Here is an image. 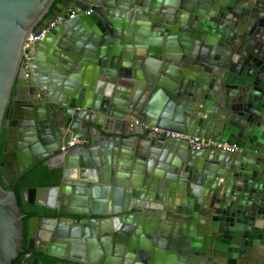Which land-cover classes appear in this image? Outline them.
<instances>
[{
  "label": "water",
  "instance_id": "95a60500",
  "mask_svg": "<svg viewBox=\"0 0 264 264\" xmlns=\"http://www.w3.org/2000/svg\"><path fill=\"white\" fill-rule=\"evenodd\" d=\"M2 131L0 264H264V0H0Z\"/></svg>",
  "mask_w": 264,
  "mask_h": 264
},
{
  "label": "built area",
  "instance_id": "2783aa9c",
  "mask_svg": "<svg viewBox=\"0 0 264 264\" xmlns=\"http://www.w3.org/2000/svg\"><path fill=\"white\" fill-rule=\"evenodd\" d=\"M81 12L79 10L77 11H69L66 14H62L55 19L48 20L46 23H44L42 26L39 25L28 37V40L24 44V54H23V59H22V64L24 68H27L30 62V57L28 56V52L32 50V45L40 40H42L50 31H52L55 27L58 25H61L67 20H72L76 16H78ZM86 14H90L91 11H86ZM135 126H140L141 128L144 129L146 132H150L153 134H157L162 136L163 138H173V139H179L182 141L187 142L189 147L192 150L195 151H200L205 148H210L213 147L217 150L224 151L226 153H235L237 152V149L234 146L227 145L225 143L223 144H218V143H213L210 141H204L200 140L197 138H192L190 136H185V135H180V134H175V133H170L167 131H163L161 129L157 128H151L146 125H143L142 123L135 121L133 123ZM73 143L69 144V146H72ZM63 150V149H62Z\"/></svg>",
  "mask_w": 264,
  "mask_h": 264
},
{
  "label": "flooded vegetation",
  "instance_id": "af4514ba",
  "mask_svg": "<svg viewBox=\"0 0 264 264\" xmlns=\"http://www.w3.org/2000/svg\"><path fill=\"white\" fill-rule=\"evenodd\" d=\"M3 139H4V131H2L1 133V137H0V163L2 161V149H3ZM37 167V166H36ZM35 167V168H36ZM33 168L32 170H30L28 173H26L21 179L20 181L18 182L17 186H16V189H19V187L22 185L23 181H27V182H32L33 180H36L38 179V177L34 176L32 174V172L34 171ZM9 181V177H8V180L5 179V182L8 183ZM0 185L1 187L4 189V190H9L5 187L4 183L2 182V179H1V172H0ZM35 188H42V187H35ZM27 189H33V187H26V188H22L20 190V197H21V192L24 191V190H27ZM22 200V199H21ZM49 205V203H47ZM24 208H21V215H23V219H22V227H23V234H24V237L26 239V236H27V221L29 218L31 217H36V218H43V219H57L59 220L61 217L56 215L55 212H52V211H49V210H45L43 208H36L34 206H25L23 205ZM73 221H80V219H77V218H73ZM26 243V241H25ZM26 247V244L24 245V248ZM38 247V246H37ZM27 254L26 253H21L19 254V256L17 257V261H20V264H22L24 262V258ZM34 258H39L41 264H57L58 261H54L52 259H49V260H52L53 262H48L47 258L45 257H42L41 255H38V254H31L30 258H28L27 260L28 261H31L33 260Z\"/></svg>",
  "mask_w": 264,
  "mask_h": 264
},
{
  "label": "trees",
  "instance_id": "16d2710c",
  "mask_svg": "<svg viewBox=\"0 0 264 264\" xmlns=\"http://www.w3.org/2000/svg\"><path fill=\"white\" fill-rule=\"evenodd\" d=\"M32 174L38 179L33 180L32 182L23 181L22 185L19 189H16L15 194L18 199V204L21 208H24L21 197H20V190L26 187H56L59 185L61 179V170H49L48 168L38 165ZM21 212V211H20ZM48 259V258H47ZM48 262H53L52 260H47ZM12 264H20V261H13Z\"/></svg>",
  "mask_w": 264,
  "mask_h": 264
},
{
  "label": "crops",
  "instance_id": "0c3cea01",
  "mask_svg": "<svg viewBox=\"0 0 264 264\" xmlns=\"http://www.w3.org/2000/svg\"><path fill=\"white\" fill-rule=\"evenodd\" d=\"M51 50H53V48L52 47H49ZM54 51V50H53ZM96 177V175L94 176V178Z\"/></svg>",
  "mask_w": 264,
  "mask_h": 264
}]
</instances>
